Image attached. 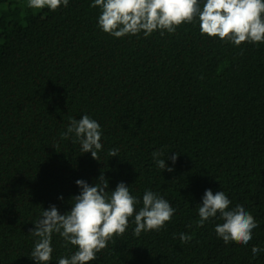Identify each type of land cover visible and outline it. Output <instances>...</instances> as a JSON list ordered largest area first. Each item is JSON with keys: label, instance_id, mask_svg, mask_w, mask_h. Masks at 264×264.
<instances>
[{"label": "trees", "instance_id": "trees-1", "mask_svg": "<svg viewBox=\"0 0 264 264\" xmlns=\"http://www.w3.org/2000/svg\"><path fill=\"white\" fill-rule=\"evenodd\" d=\"M90 4L49 11L0 0V264H36L29 231L42 208L69 210L75 181L101 172L109 189H151L176 211L139 237L130 218L85 264H264V252H251L264 247V43L234 46L201 35L196 21L117 38L99 29ZM85 113L102 128L98 159L61 137L69 117ZM112 148L119 155L109 157ZM154 150L178 153L174 171L156 168ZM206 188L251 212L248 244H225L217 218L197 225ZM51 244L49 264L76 250L58 233Z\"/></svg>", "mask_w": 264, "mask_h": 264}, {"label": "clouds", "instance_id": "clouds-1", "mask_svg": "<svg viewBox=\"0 0 264 264\" xmlns=\"http://www.w3.org/2000/svg\"><path fill=\"white\" fill-rule=\"evenodd\" d=\"M68 4L69 0H27V6L34 10L55 11ZM90 6L99 9V29L117 38L140 33L147 37L154 31L161 35L165 31L173 33L178 25L196 21L201 35L226 40L234 46L242 42L264 43V0H91ZM102 135L100 123L86 113L79 119L69 117L66 130L61 133L62 138L72 137L73 142L79 143L80 153L90 152L95 159L103 148ZM118 153L116 148L108 150L109 157ZM151 155L156 168L174 171L176 151L169 155L154 150ZM166 159L172 163L167 164ZM75 183L79 193L69 210L61 213L53 204L42 208L39 218L33 221L29 232L37 239L29 257L36 264L52 261L53 233H58L66 244L76 246L71 255L59 257L55 264H85L96 260L97 253L107 247L114 235L126 231L130 218L135 224L132 233L139 237L142 232L163 228L176 211L168 199L151 189H146L142 197L133 195L124 181L109 189L103 172L92 184L82 178ZM231 203L225 191L213 193L206 188L198 203L196 223L202 226L217 218L222 221L214 224L218 238L225 244L236 241L246 245L258 222L244 204L230 207ZM179 239L183 243L191 237L181 232ZM251 252L255 257L264 252V247L253 245Z\"/></svg>", "mask_w": 264, "mask_h": 264}]
</instances>
